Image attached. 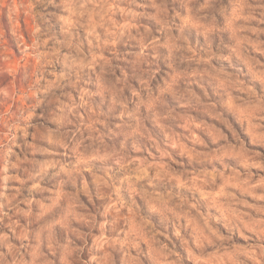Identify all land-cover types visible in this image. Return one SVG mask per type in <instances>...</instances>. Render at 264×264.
Wrapping results in <instances>:
<instances>
[{
  "label": "rangeland",
  "instance_id": "obj_1",
  "mask_svg": "<svg viewBox=\"0 0 264 264\" xmlns=\"http://www.w3.org/2000/svg\"><path fill=\"white\" fill-rule=\"evenodd\" d=\"M0 264H264V0H0Z\"/></svg>",
  "mask_w": 264,
  "mask_h": 264
}]
</instances>
